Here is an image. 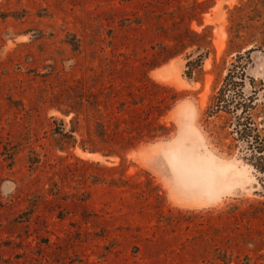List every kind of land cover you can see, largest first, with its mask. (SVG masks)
I'll return each instance as SVG.
<instances>
[{
	"label": "rangeland",
	"instance_id": "374dc122",
	"mask_svg": "<svg viewBox=\"0 0 264 264\" xmlns=\"http://www.w3.org/2000/svg\"><path fill=\"white\" fill-rule=\"evenodd\" d=\"M254 47L264 0H0V264H264L261 155L206 114ZM249 75L264 143V54Z\"/></svg>",
	"mask_w": 264,
	"mask_h": 264
},
{
	"label": "trees",
	"instance_id": "16d2710c",
	"mask_svg": "<svg viewBox=\"0 0 264 264\" xmlns=\"http://www.w3.org/2000/svg\"><path fill=\"white\" fill-rule=\"evenodd\" d=\"M247 7V6H244ZM243 8H238V10ZM257 53L264 54V49L261 47H254L245 51L244 53L238 52L234 57L228 74L224 80L222 87L216 93L212 99V103L207 110V116L210 118L216 117L220 114H226L231 117L232 121V134L235 135L241 141H244L248 147L254 149V152L260 154L259 162L255 163V166L259 169H264V143H260V137L256 136V127L253 121V111L256 109V104L260 100L259 92L254 88L252 94L245 92L247 81L249 80L254 84V80L249 76V70L253 68L254 55ZM208 52L199 54L196 59H189L187 62L188 73L192 75L194 71L203 68L207 58ZM260 94H262L260 92ZM140 103L134 104L137 106ZM103 124L97 122L95 125L97 136L101 141L105 142L103 133ZM141 138H138V144L141 142ZM82 150H90L85 147H81ZM114 151L112 155L118 154V147H113ZM93 152V151H91ZM249 162H253V159H248Z\"/></svg>",
	"mask_w": 264,
	"mask_h": 264
},
{
	"label": "bare ground",
	"instance_id": "6f19581e",
	"mask_svg": "<svg viewBox=\"0 0 264 264\" xmlns=\"http://www.w3.org/2000/svg\"><path fill=\"white\" fill-rule=\"evenodd\" d=\"M170 158L172 164L175 166V169L178 172L179 178L181 180L180 182H182V184H184L186 187L191 188V190L199 189L201 191L208 190L209 192L212 193L216 192L217 194L221 193V191L217 192L213 188L214 185H216L219 182L221 183L226 177V175L222 174L221 171H219V169L209 168V167L197 168L181 161L180 159L175 157L174 154H171ZM206 192L207 191H205V193Z\"/></svg>",
	"mask_w": 264,
	"mask_h": 264
}]
</instances>
